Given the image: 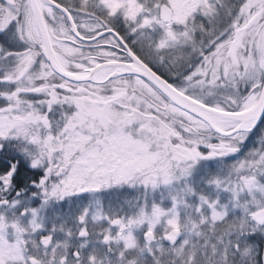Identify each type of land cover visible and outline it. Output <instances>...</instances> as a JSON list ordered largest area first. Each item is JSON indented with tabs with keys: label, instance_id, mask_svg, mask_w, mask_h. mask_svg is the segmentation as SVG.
<instances>
[{
	"label": "snow or ice",
	"instance_id": "1",
	"mask_svg": "<svg viewBox=\"0 0 264 264\" xmlns=\"http://www.w3.org/2000/svg\"><path fill=\"white\" fill-rule=\"evenodd\" d=\"M0 264H264V0H0Z\"/></svg>",
	"mask_w": 264,
	"mask_h": 264
}]
</instances>
